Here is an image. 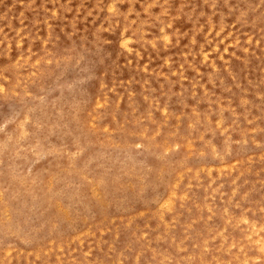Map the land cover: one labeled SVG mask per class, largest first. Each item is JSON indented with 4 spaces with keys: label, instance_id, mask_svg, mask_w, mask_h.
Here are the masks:
<instances>
[{
    "label": "rangeland",
    "instance_id": "rangeland-1",
    "mask_svg": "<svg viewBox=\"0 0 264 264\" xmlns=\"http://www.w3.org/2000/svg\"><path fill=\"white\" fill-rule=\"evenodd\" d=\"M263 250L264 0H0V264Z\"/></svg>",
    "mask_w": 264,
    "mask_h": 264
},
{
    "label": "bare ground",
    "instance_id": "bare-ground-1",
    "mask_svg": "<svg viewBox=\"0 0 264 264\" xmlns=\"http://www.w3.org/2000/svg\"><path fill=\"white\" fill-rule=\"evenodd\" d=\"M124 44V43H123ZM126 44H124V46H125ZM125 47H127V46H125ZM21 130H22V128H21ZM250 225V224H249ZM264 251V250H263Z\"/></svg>",
    "mask_w": 264,
    "mask_h": 264
}]
</instances>
